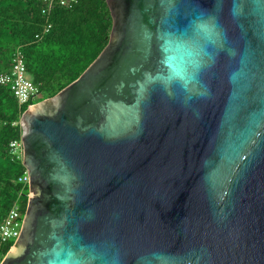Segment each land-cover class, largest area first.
Instances as JSON below:
<instances>
[{
    "label": "water",
    "instance_id": "obj_1",
    "mask_svg": "<svg viewBox=\"0 0 264 264\" xmlns=\"http://www.w3.org/2000/svg\"><path fill=\"white\" fill-rule=\"evenodd\" d=\"M108 44L21 117L1 264H264V0H107Z\"/></svg>",
    "mask_w": 264,
    "mask_h": 264
},
{
    "label": "trees",
    "instance_id": "obj_2",
    "mask_svg": "<svg viewBox=\"0 0 264 264\" xmlns=\"http://www.w3.org/2000/svg\"><path fill=\"white\" fill-rule=\"evenodd\" d=\"M43 11L44 0H0V74L11 68L21 51L38 88L34 98L20 104L11 87L0 84V223L15 201L23 214L27 208L29 186L18 182L26 169L11 148L12 141L21 140L23 113L77 79L108 44L112 29L107 0L57 3ZM47 24L51 28L45 32ZM13 244L5 246L4 255Z\"/></svg>",
    "mask_w": 264,
    "mask_h": 264
},
{
    "label": "built area",
    "instance_id": "obj_3",
    "mask_svg": "<svg viewBox=\"0 0 264 264\" xmlns=\"http://www.w3.org/2000/svg\"><path fill=\"white\" fill-rule=\"evenodd\" d=\"M78 0H44V11H50L57 3L63 6H72ZM51 24L44 27V31L48 32ZM36 37H39L38 35ZM0 84L9 85L14 92V95L19 100L20 104L27 103L34 98L38 93L37 86L29 78L24 55L18 51L13 60L11 68L0 74ZM12 152L23 157V146L21 140L11 142ZM30 177L27 170L18 177V182L29 184ZM24 214L19 201H15L10 210L0 223V264L4 258V248L7 244L17 239L21 234Z\"/></svg>",
    "mask_w": 264,
    "mask_h": 264
},
{
    "label": "rangeland",
    "instance_id": "obj_4",
    "mask_svg": "<svg viewBox=\"0 0 264 264\" xmlns=\"http://www.w3.org/2000/svg\"><path fill=\"white\" fill-rule=\"evenodd\" d=\"M16 240V239H15ZM15 240H13L15 242Z\"/></svg>",
    "mask_w": 264,
    "mask_h": 264
}]
</instances>
